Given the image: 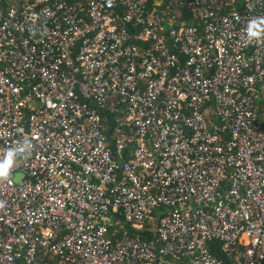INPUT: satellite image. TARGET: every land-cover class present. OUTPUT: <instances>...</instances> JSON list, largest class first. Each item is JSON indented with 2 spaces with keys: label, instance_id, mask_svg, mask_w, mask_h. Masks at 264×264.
<instances>
[{
  "label": "built area",
  "instance_id": "built-area-1",
  "mask_svg": "<svg viewBox=\"0 0 264 264\" xmlns=\"http://www.w3.org/2000/svg\"><path fill=\"white\" fill-rule=\"evenodd\" d=\"M257 17L264 0H0V158L32 146L0 181V264H224L214 242L264 264Z\"/></svg>",
  "mask_w": 264,
  "mask_h": 264
},
{
  "label": "clouds",
  "instance_id": "clouds-1",
  "mask_svg": "<svg viewBox=\"0 0 264 264\" xmlns=\"http://www.w3.org/2000/svg\"><path fill=\"white\" fill-rule=\"evenodd\" d=\"M249 40L258 39L264 34V18H253L246 29ZM31 143L25 142L22 145H17L8 148L2 158H0V181L8 180L13 167L16 164L17 158L22 155H27L31 151ZM6 202L0 200V209H3Z\"/></svg>",
  "mask_w": 264,
  "mask_h": 264
},
{
  "label": "trees",
  "instance_id": "trees-1",
  "mask_svg": "<svg viewBox=\"0 0 264 264\" xmlns=\"http://www.w3.org/2000/svg\"><path fill=\"white\" fill-rule=\"evenodd\" d=\"M210 249L212 253L219 259L222 260L224 264H228V259L224 253V251L221 249V245L218 242H214L210 244Z\"/></svg>",
  "mask_w": 264,
  "mask_h": 264
},
{
  "label": "rangeland",
  "instance_id": "rangeland-1",
  "mask_svg": "<svg viewBox=\"0 0 264 264\" xmlns=\"http://www.w3.org/2000/svg\"><path fill=\"white\" fill-rule=\"evenodd\" d=\"M180 15V14H179ZM21 178V175L20 174H17L16 176H15V181L16 182H19V179Z\"/></svg>",
  "mask_w": 264,
  "mask_h": 264
}]
</instances>
